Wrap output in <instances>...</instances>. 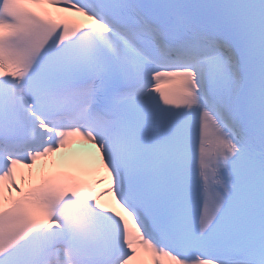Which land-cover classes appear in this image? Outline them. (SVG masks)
<instances>
[{
  "label": "snow or ice",
  "instance_id": "1",
  "mask_svg": "<svg viewBox=\"0 0 264 264\" xmlns=\"http://www.w3.org/2000/svg\"><path fill=\"white\" fill-rule=\"evenodd\" d=\"M0 264H264V0H0Z\"/></svg>",
  "mask_w": 264,
  "mask_h": 264
},
{
  "label": "bare ground",
  "instance_id": "2",
  "mask_svg": "<svg viewBox=\"0 0 264 264\" xmlns=\"http://www.w3.org/2000/svg\"><path fill=\"white\" fill-rule=\"evenodd\" d=\"M70 151H71V148L67 150V154H68V155H69Z\"/></svg>",
  "mask_w": 264,
  "mask_h": 264
}]
</instances>
